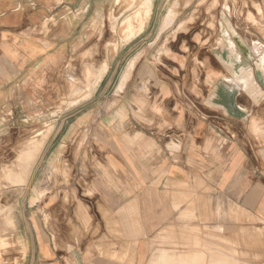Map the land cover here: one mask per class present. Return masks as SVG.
<instances>
[{"label":"crops","instance_id":"crops-1","mask_svg":"<svg viewBox=\"0 0 264 264\" xmlns=\"http://www.w3.org/2000/svg\"><path fill=\"white\" fill-rule=\"evenodd\" d=\"M142 1L0 0V134L46 114L68 85L76 96L72 100L83 96L88 91L80 79L84 70L107 60L90 95L75 103L95 107L102 101L101 129L88 128L89 136L99 133L101 140L84 142L79 150L85 156L80 158L77 148L71 164L86 166L89 181L102 189L104 211L117 215L104 230L120 232L114 238L118 251L131 246L135 264L148 261L159 235L173 245L182 225L203 230L206 244L215 248L216 264H264V34L219 31L218 45L199 55L197 77H174L140 52L121 67L119 58L101 50L110 41H95V25L111 5L148 4V17L157 12L159 0L152 9L150 0ZM192 4L175 1L164 25ZM134 14L126 26L136 32L126 44L148 20ZM97 37L110 36L99 32ZM77 86H82L79 93ZM41 205L37 233L24 226L0 236L5 242L0 264L114 262L78 245L63 221L68 213L63 223L48 227L42 211L47 203ZM16 235L23 237L20 243Z\"/></svg>","mask_w":264,"mask_h":264},{"label":"rangeland","instance_id":"rangeland-1","mask_svg":"<svg viewBox=\"0 0 264 264\" xmlns=\"http://www.w3.org/2000/svg\"><path fill=\"white\" fill-rule=\"evenodd\" d=\"M150 1L152 9V3L158 0ZM175 1L159 0L155 6L157 12L148 17L143 31L140 35L136 33L137 38L130 44L126 43L132 36L127 34L123 37L127 18L140 6L121 9L123 7L111 5L104 20L95 25L101 36L104 33L110 37L99 38V32H96L95 41L99 44L109 40L110 46L104 45L101 50L104 55L110 54L112 59L113 56L119 58L121 67L133 54L140 52L145 60L165 73L168 71L174 77L182 78L189 74L199 76V55L206 48L209 51L218 45L219 31L264 34V0H184L193 1V4L180 15L177 11L174 15V18L178 17L176 21L164 25L165 14ZM126 30V33L130 31ZM116 46L119 49L114 52ZM201 67H205L204 61ZM75 97L68 85L62 99L53 102L46 114L0 134V236L17 234L18 229L24 226L37 233L40 201L43 206L46 202L47 209L45 211L43 207L42 211L48 227L56 222L59 225L63 223L62 217L66 212L68 218L63 221L72 228L78 245L87 244L93 253L113 260L112 264H135L133 248L128 246L132 249L123 250L121 254L114 243V238L121 236L120 232L104 230V225L108 227L110 222L116 221L117 215L104 211L102 189L97 190L89 181L86 166L71 164L72 158L78 156L77 148L79 157L85 156L86 151L79 150L84 142L101 140L99 133L89 136L88 128L94 126L100 130L104 121V115L97 109L102 104L101 100L95 103V107H88L81 100L78 105L72 104ZM82 97L80 95L78 99L85 98ZM32 146L33 153L25 155L26 147ZM55 206L59 207L57 211ZM72 212L74 216L70 215ZM177 220L181 221L182 216ZM20 238L23 239L16 235V243H20ZM102 238L105 241L102 242ZM174 239V244L168 246L166 237L160 234L159 244L153 247L149 260L140 264H216L211 260L214 259L215 248L206 244L203 230L195 227L183 229L180 225L175 230Z\"/></svg>","mask_w":264,"mask_h":264},{"label":"bare ground","instance_id":"bare-ground-1","mask_svg":"<svg viewBox=\"0 0 264 264\" xmlns=\"http://www.w3.org/2000/svg\"><path fill=\"white\" fill-rule=\"evenodd\" d=\"M148 2H149V0H147ZM143 2V1H142ZM147 2V3H148ZM139 7V6H138ZM151 8V7H150ZM149 13H150V10H149V5L148 4H144L138 11H136L135 12V16L136 17H138V18H142V19H147L148 18V15H149ZM134 18V17H133ZM128 19H130V17H128L127 18V21H128ZM135 19V18H134ZM137 21V20H136ZM130 22H133V20L132 21H130ZM129 22V23H130ZM135 22V21H134ZM128 23V24H129ZM144 25H145V21L144 20H142L141 21V24H140V26L139 27H137V28H139V31L144 27ZM130 29V31H128V33H126V29ZM135 27H131V26H129V25H127L126 27H125V30H124V33H126L125 35H127V34H129V35H127V36H133L134 35V33L136 32V30L134 29ZM87 51V50H86ZM86 54V53H85ZM83 56V55H82ZM95 57V56H94ZM96 58V57H95ZM94 59V58H93ZM94 60H96V59H94ZM93 60V61H94ZM134 64V63H133ZM96 65H97V67H95V68H93V67H91V66H89V67H87L85 70H84V75H83V77H80V79L81 80H83V82H85V88L84 89H88V91L83 95L84 97H88L89 95H90V93H91V90L94 88V86L99 82V80L101 79V77L103 76V74H104V72L107 70V66H108V63L106 62V61H101V62H97L96 63ZM95 69V70H94ZM130 69H132V68H130ZM83 74V73H82ZM127 77V76H126ZM82 82V81H81ZM82 82V83H83ZM84 87V86H83ZM75 91L76 92H81L82 91V86H77L76 88H75ZM78 98V97H77ZM83 98V97H82ZM71 99V98H70ZM78 100L79 99H74V100H72V104H75V103H77L78 102ZM33 146L32 147H30V148H26V153H25V155H28L29 153H33ZM3 241V240H2ZM2 241L0 240V243H2Z\"/></svg>","mask_w":264,"mask_h":264}]
</instances>
